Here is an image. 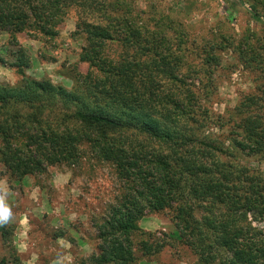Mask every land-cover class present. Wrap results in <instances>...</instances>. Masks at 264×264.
I'll return each mask as SVG.
<instances>
[{
	"label": "trees",
	"instance_id": "16d2710c",
	"mask_svg": "<svg viewBox=\"0 0 264 264\" xmlns=\"http://www.w3.org/2000/svg\"><path fill=\"white\" fill-rule=\"evenodd\" d=\"M145 1L0 0V33L18 49L8 67L21 76L0 83V165L18 180L86 155L113 167L119 185L92 218L90 264H159L178 245L198 264H264V44L201 41L185 7ZM69 18L88 66L71 89L28 76L18 38L50 45ZM229 55L254 86L220 114V73L238 69ZM149 214L166 216L175 237L143 229Z\"/></svg>",
	"mask_w": 264,
	"mask_h": 264
},
{
	"label": "rangeland",
	"instance_id": "374dc122",
	"mask_svg": "<svg viewBox=\"0 0 264 264\" xmlns=\"http://www.w3.org/2000/svg\"><path fill=\"white\" fill-rule=\"evenodd\" d=\"M136 1L146 6L145 0ZM156 1L162 7L174 4L190 11V15L185 14V20L191 18L194 33L201 41L226 35L235 40L246 36L259 46L264 44L263 0ZM253 4L261 17L253 15ZM75 30V20L69 18L61 26L59 38L47 46L28 34L18 35L31 58L26 74L38 80L50 79L56 86L71 89L72 72L88 71V66L79 61L81 43L71 38ZM17 50L9 34L1 32L0 57L6 62V65L0 64L2 84L16 85L21 79L15 69L8 67L16 60L13 52ZM229 60L238 69L220 73L217 103H214L220 114L234 108L241 96L254 86L252 73L244 71L230 55ZM85 157V165H49L44 172L21 180L12 178L0 165V198L10 211L6 220L0 215V226L5 225L8 230L6 236L0 231V264L3 258L6 264H90L89 256L97 251V232L92 218L105 209L119 184L112 166ZM140 225L146 231L176 235L173 223L166 216L149 214ZM57 235L60 237L56 238ZM160 261L159 264H198L197 257L181 245L166 247Z\"/></svg>",
	"mask_w": 264,
	"mask_h": 264
},
{
	"label": "clouds",
	"instance_id": "9594fccd",
	"mask_svg": "<svg viewBox=\"0 0 264 264\" xmlns=\"http://www.w3.org/2000/svg\"><path fill=\"white\" fill-rule=\"evenodd\" d=\"M10 214L9 208L7 205L3 202V199L0 198V215L6 220Z\"/></svg>",
	"mask_w": 264,
	"mask_h": 264
}]
</instances>
